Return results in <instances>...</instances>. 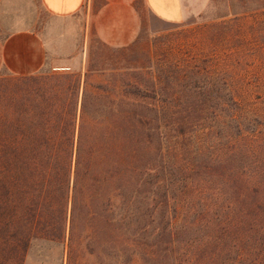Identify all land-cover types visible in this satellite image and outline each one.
Segmentation results:
<instances>
[{
    "label": "trees",
    "instance_id": "trees-1",
    "mask_svg": "<svg viewBox=\"0 0 264 264\" xmlns=\"http://www.w3.org/2000/svg\"><path fill=\"white\" fill-rule=\"evenodd\" d=\"M256 22L263 50L231 63L0 73V264H21L33 238L62 241L69 263L264 264Z\"/></svg>",
    "mask_w": 264,
    "mask_h": 264
},
{
    "label": "rangeland",
    "instance_id": "rangeland-1",
    "mask_svg": "<svg viewBox=\"0 0 264 264\" xmlns=\"http://www.w3.org/2000/svg\"><path fill=\"white\" fill-rule=\"evenodd\" d=\"M141 22L147 27L150 59L167 61L193 60L210 57L222 63L235 61L236 50L251 48L258 54L263 45L252 32L254 21L264 20V0H208L205 9L196 16L182 21H166L140 8ZM81 12L72 15H53L46 11L41 0H0V39L14 28H30L37 31L46 45L44 66L61 71L59 53L74 54L69 71L78 72L82 59ZM95 35L87 36L91 42ZM88 41V42H89ZM94 44V43H93ZM247 51V50H246ZM248 54V52H246ZM251 60V59H250ZM255 62L259 58L252 59ZM248 61V60H245ZM96 64L94 55L88 56L84 68ZM53 65V66H51ZM57 65V66H55ZM106 71V72H105ZM251 66H245L236 74L250 77ZM0 73H7L0 70ZM107 70L92 71L88 79L100 81ZM245 87L237 93L239 99H253V91ZM251 97V98H250ZM85 239L80 245L85 244ZM90 245V244H89ZM95 257L88 252L77 253L67 261L62 241L33 238L29 241L21 264H94Z\"/></svg>",
    "mask_w": 264,
    "mask_h": 264
},
{
    "label": "crops",
    "instance_id": "crops-1",
    "mask_svg": "<svg viewBox=\"0 0 264 264\" xmlns=\"http://www.w3.org/2000/svg\"><path fill=\"white\" fill-rule=\"evenodd\" d=\"M208 0H41L53 15L81 12L82 59L94 55L102 69L138 68L149 56L147 27L141 22L140 8L166 21H182L201 13ZM95 35L91 42L88 35ZM89 41V42H88ZM94 43V44H93ZM43 37L30 28H14L0 39V70L11 74L33 72L44 65ZM59 67H72L74 54L59 53ZM53 66V65H51ZM57 66V65H55Z\"/></svg>",
    "mask_w": 264,
    "mask_h": 264
},
{
    "label": "built area",
    "instance_id": "built-area-1",
    "mask_svg": "<svg viewBox=\"0 0 264 264\" xmlns=\"http://www.w3.org/2000/svg\"><path fill=\"white\" fill-rule=\"evenodd\" d=\"M63 68H67V66L66 67H63Z\"/></svg>",
    "mask_w": 264,
    "mask_h": 264
}]
</instances>
